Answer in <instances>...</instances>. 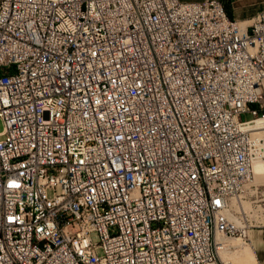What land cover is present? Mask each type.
Listing matches in <instances>:
<instances>
[{
  "label": "built area",
  "instance_id": "1",
  "mask_svg": "<svg viewBox=\"0 0 264 264\" xmlns=\"http://www.w3.org/2000/svg\"><path fill=\"white\" fill-rule=\"evenodd\" d=\"M260 118L264 8L0 0V264H214Z\"/></svg>",
  "mask_w": 264,
  "mask_h": 264
},
{
  "label": "rangeland",
  "instance_id": "2",
  "mask_svg": "<svg viewBox=\"0 0 264 264\" xmlns=\"http://www.w3.org/2000/svg\"><path fill=\"white\" fill-rule=\"evenodd\" d=\"M247 118L248 116L243 117V119H247ZM251 130L253 133L264 135V119L260 118V119L255 120V123L252 125ZM1 131H3V123L0 120V132ZM260 144H261V147H260L259 152L263 153V157L259 161H255V165L253 169V179L243 189L242 193L237 198L238 202L236 203V206H235V216L237 217L236 218L237 222L242 220L247 225H251V226L258 225L257 222L264 221V143L261 142ZM251 229H256V227H252ZM226 239H229V238H226ZM222 243L226 245L225 246V249H226L227 241L224 240V242ZM219 247L220 246H218L219 256H218V260L216 263L222 264L224 255H223V252L222 254L219 253L220 252ZM229 251L236 252L237 249L233 246L231 247Z\"/></svg>",
  "mask_w": 264,
  "mask_h": 264
},
{
  "label": "crops",
  "instance_id": "3",
  "mask_svg": "<svg viewBox=\"0 0 264 264\" xmlns=\"http://www.w3.org/2000/svg\"><path fill=\"white\" fill-rule=\"evenodd\" d=\"M182 2H202L204 0H180ZM228 6L231 19L248 21L264 8V0H224ZM249 244L252 248L255 262L264 264V227L249 231Z\"/></svg>",
  "mask_w": 264,
  "mask_h": 264
},
{
  "label": "bare ground",
  "instance_id": "4",
  "mask_svg": "<svg viewBox=\"0 0 264 264\" xmlns=\"http://www.w3.org/2000/svg\"><path fill=\"white\" fill-rule=\"evenodd\" d=\"M252 125L249 128V130L251 132H252V130H251ZM254 165H255V162L253 163V166ZM237 202H238V199H237ZM224 240L227 241V243H226L227 248L226 249H225L226 245L224 243H222V242H224ZM217 241H218L217 244H219L218 246H220L219 247V251H220L219 253L222 254V252H223V255H224L222 264H256L252 248H251L248 241L239 240V239L238 240L237 239H226V238L223 239L222 237H218ZM233 246L237 249L236 252H230L229 251L231 249V247H233ZM216 264H219V263H216Z\"/></svg>",
  "mask_w": 264,
  "mask_h": 264
},
{
  "label": "trees",
  "instance_id": "5",
  "mask_svg": "<svg viewBox=\"0 0 264 264\" xmlns=\"http://www.w3.org/2000/svg\"><path fill=\"white\" fill-rule=\"evenodd\" d=\"M225 9H226L227 14H228V6H225ZM228 16H229V14H228ZM229 17H230V16H229Z\"/></svg>",
  "mask_w": 264,
  "mask_h": 264
}]
</instances>
